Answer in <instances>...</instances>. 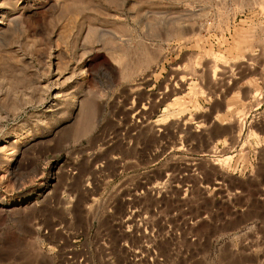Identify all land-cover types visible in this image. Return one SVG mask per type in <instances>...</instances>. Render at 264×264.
Masks as SVG:
<instances>
[{"label":"rangeland","instance_id":"rangeland-1","mask_svg":"<svg viewBox=\"0 0 264 264\" xmlns=\"http://www.w3.org/2000/svg\"><path fill=\"white\" fill-rule=\"evenodd\" d=\"M263 6L264 0H0V162L15 153L0 171V264H260L264 250L260 260L240 254L234 235L264 222ZM211 58L217 69L209 70ZM221 61L230 63L228 71ZM177 99L187 104L172 107ZM211 143L216 155L209 154ZM227 158L226 167L214 163ZM28 194L34 196L22 201ZM141 216L143 230L134 222ZM248 233L264 236V228Z\"/></svg>","mask_w":264,"mask_h":264},{"label":"bare ground","instance_id":"bare-ground-1","mask_svg":"<svg viewBox=\"0 0 264 264\" xmlns=\"http://www.w3.org/2000/svg\"><path fill=\"white\" fill-rule=\"evenodd\" d=\"M260 6H261V5H260ZM263 7H264V6H263ZM260 8H261V7H260ZM263 10H264V9H262L261 13L264 12ZM259 13H260V12H259ZM260 15H261V14H260ZM183 16H184V15H183ZM262 16H264V15H262ZM257 18H258V17H257ZM253 19H254V18H253ZM255 20H256V19H255ZM172 21H173V20H172ZM228 21H229V19H228ZM248 21H249V20H248ZM248 21H247V22H248ZM250 21H251V19H250ZM260 24H261V23H260ZM247 25H248V24H247ZM160 26H161V25H160ZM228 26H229V25H228ZM228 26H227V27H228ZM253 26H254V25H253ZM186 27H187V26H186ZM228 28H229V27H228ZM251 28H252V26H251ZM258 28L260 29L261 26L258 27ZM262 28H263V27H262ZM168 29H169V28H168ZM178 29H179V28H178ZM218 29H219V28H218ZM247 29H250V28H247ZM255 29H257V28H255ZM191 30H192V29H191ZM195 30H196V29H195ZM251 30H252V29H251ZM261 30H264V29H261ZM179 31H180V30H179ZM184 31H185V30H184ZM184 31H183V32H184ZM230 31H231V30H230ZM175 32H176V31H175ZM180 32H181V31H180ZM160 33H161V32H160ZM177 33H179V32H177ZM192 33H193V32H192ZM256 33H258V32H256ZM171 34H172V33H171ZM196 34H197V33H196ZM260 34H261V33H260ZM260 34H259V35H260ZM173 35H175V34H173ZM181 35H182V34H181ZM188 36H189V35H188ZM191 36H192V35H191ZM191 36H190V37H191ZM220 36H221V34H220ZM239 36H242V35H239ZM158 37H159V36H158ZM169 37H170V36H169ZM244 37H245V36H244ZM250 37H251V36H250ZM149 38H150V37H149ZM162 38H163V36H162ZM252 38H253V37H252ZM257 38H258V37H257ZM263 38H264V36H263ZM150 39H151V38H150ZM167 39H168V37H167ZM170 39H171V38H170ZM186 39H187V36H186L185 39H184V37H183V39H181V40L184 41V40H186ZM188 39H189V37H188ZM163 40H164V38H163ZM250 40H251V39H250ZM250 40H249V41H250ZM179 41H180V40H179ZM190 41H191V38H190ZM190 41H187V42H190ZM240 41H241V40H240ZM257 41L260 42L259 39H258ZM257 41H256V43H258ZM262 41H263V40H262ZM174 42H175V41H174ZM246 42H247V41H246ZM166 43H167V42H166ZM172 43H173V42H172ZM181 43H183V42L181 41ZM235 43H236V45H237V42H235ZM244 43H245V41H244ZM247 43H248V42H247ZM247 43H246V44H247ZM249 43H250V42H249ZM260 43L263 44L264 42H263V43L260 42ZM261 44H260V45H261ZM180 45H181V44H180ZM180 45H179V46H180ZM179 46H178V47H179ZM181 46H182V45H181ZM258 46H259V45H258ZM262 46H263V45H262ZM213 47H214V45H213ZM220 47H221V45H220ZM241 47H242V46H241ZM248 47H249V46H248ZM249 48H250V47H249ZM176 49H177V47H176ZM243 49H244V47H243ZM247 49H248V48H247ZM250 49L252 50V48H250ZM220 50H221V49H220ZM260 50H261V49H260ZM171 51H172V50H171ZM173 51H174V50H173ZM188 51H189V50H188ZM207 51H208V50H207ZM240 51H242L241 48H240ZM244 51H245V50H244ZM252 51H253V50H252ZM258 51H259V50H258ZM261 51H263V50H261ZM194 52H195V51H194ZM246 52H247V51H246ZM246 52H245V54H248V53H246ZM186 53H187V52H186ZM189 54H190V53H189ZM193 54H195V53H193ZM212 54H213V53H212V51H211V55H212ZM259 54H260V53H259ZM262 54H263V53H261V55H260L261 57H262ZM184 55H185V54H184ZM184 55H183V56H184ZM187 55H188V53H187ZM191 55H192V54H191ZM203 55H204V54H203ZM213 55H214V54H213ZM217 55H218V53H217ZM224 55H225V54H224ZM248 55H249V54H248ZM252 55H254V54L252 53ZM195 56H196V54L194 55V57H195ZM220 56H221V54H220ZM242 56H243V55H242ZM242 56H241V57H242ZM246 56H247V55H246ZM184 57H185V56H184ZM184 57H183V59H184ZM203 57H205V55H204ZM236 57H237V56H236ZM249 57H250V55H249ZM251 57H252V56H251ZM186 58H187V57H186ZM200 58H201V57H200ZM206 58H207V57H206ZM245 58H246V57H245ZM189 59L192 60L191 57H190ZM217 59H218V58H216V60H217ZM219 59H220V58H219ZM239 59H241V58H239ZM256 59H257V58H256ZM256 59H255V60H256ZM160 60H161V59H160ZM187 60H188V59H187ZM199 60H200V59H199ZM199 60H198V61H199ZM211 60L213 61V63H211V62L209 61V62L211 63V65L209 64V65H210L209 67H208V65H207V67L209 68V70H210V67L214 68V67L216 66V65H214V67H213V65H212V64H215V63H216V62L214 63V60H215V59H212V58H211ZM220 60H223V61H224L223 57H222V59H220ZM244 60H246V59H244ZM253 60H254V59H253ZM257 60H259V59H257ZM206 61H207V60H206ZM239 61H240V60H239ZM241 61H242V60H241ZM181 62H182V61H181ZM185 62H186V61H185ZM187 62H188V61H187ZM189 62L191 63L192 61H189ZM221 62H222V61H221ZM261 62H262V61H261ZM219 63H220V62H219ZM222 63H223L222 65H225V64H226V66H225V67H226V71H228L227 68L229 69L230 63H229V64H227L228 62H226V63H225V62H222ZM245 63H246V62H245ZM245 63H244V64H245ZM254 63H256V62H254ZM258 63H259V62H258ZM179 64H180V62H179ZM192 64H193V62H192ZM192 64H191V65H192ZM202 64H206V63L201 62V65H202ZM244 64H243V65H244ZM247 64H248V63H247ZM252 64H253V63H252ZM252 64H251V66H252ZM176 65H177V64H176ZM189 65H190V64L188 63L186 66L191 67V66H189ZM220 65H221V64L217 65V67H219ZM227 65H228V66H227ZM231 65H232V64H231ZM239 65H240V64H239ZM243 65H242V66H243ZM254 65H255V64H254ZM254 65H253V66H254ZM261 65H262V64H261ZM205 66H206V65H205ZM253 66H252V67H253ZM173 67H174V66H173ZM178 67H179V65H178ZM188 67H187V68H188ZM193 67H194V64H193ZM203 67H204V66H203ZM207 67H206L205 69H207ZM232 67H234V65H232ZM232 67H231V68H232ZM238 67H239V66H238ZM240 67H241V66H240ZM175 68H176V67H175ZM194 68H196V67H194ZM200 68H201V67H200ZM200 68H199V69H200ZM212 68H211V71H212ZM215 68H216V67H215ZM219 68H220V67H219ZM231 68H230V69H231ZM234 68H235V67H234ZM248 68H249V67H248ZM248 68H247V70H250V69H248ZM154 69H155V68H154ZM172 69H173V68H172ZM181 69H182V68H181ZM181 69H180V70H181ZM216 69H217V68H216ZM216 69H215V71H216ZM223 69H225V68L223 67ZM232 69H233V68H232ZM232 69H231V70H232ZM235 69H236V71H237V69H239V68H235ZM235 69H234L233 73L235 72ZM252 69H253V68H252ZM260 69H263V71H264V68H260ZM174 70H175V69H174ZM176 70H177V68H176ZM182 70H184V69H182ZM185 70H186V68H185ZM192 70H193V69H192ZM207 70H208V69H207ZM213 70H214V69H213ZM218 70H219V72H220V69H218ZM221 70H222V66H221ZM239 70H240V69H239ZM255 70H256V69H255ZM211 71H210V72H211ZM215 71H214V72H215ZM229 71H230V70H229ZM243 71L246 72L245 70H243ZM250 71H251V70H250ZM250 71H248V72H250ZM263 71H262L261 73H263ZM201 72H202V70H201ZM201 72H200V73H201ZM204 72H205V71H204ZM210 72H209V73H210ZM221 72L224 73L223 71H221ZM221 72H220V73H221ZM239 72H240V71H239ZM244 72H242V73H244ZM258 72L260 73V71H258ZM148 73H149V72H148ZM170 73H171V72H170ZM174 73H176V72H174ZM183 73H184V72H183ZM186 73H187V72H186ZM189 73H190V72H189ZM211 73H212V72H211ZM215 73H216V72H215ZM225 73H226V72H225ZM231 73H232V72H231ZM231 73H230V77L232 78L234 75L232 76ZM253 73H254V72H253ZM150 74H151V73H150ZM191 74H192V72H191ZM205 74H206V73H205ZM239 74H240V75H239L240 77H244V76L241 75V73H239ZM245 74H246V73H245ZM245 74H244V75H245ZM251 74H252V73H251ZM257 74H258V73H257ZM174 75H176V74H174ZM177 75H178V74H177ZM186 75H187V74H186ZM186 75H185V76H186ZM201 75H202V74H201ZM203 75H204V74H203ZM206 75H207V74H206ZM210 75H211V74H210ZM217 75H218V74H217ZM217 75H216V76H217ZM226 75H227V78H229V72H227ZM226 75H225V76H226ZM235 75H236V73H235ZM249 75H250V73H249ZM249 75H248V76H249ZM258 75H260V74H258ZM208 76H209V75H208ZM211 76H212V75H211ZM218 76H219V75H218ZM220 76H221V74H220ZM222 76H223V75H222ZM237 76H238V75H237ZM239 76H238V77H239ZM147 77H148V76H147ZM165 77H166V76H165ZM181 77H182V76H181ZM202 77H203V76H202ZM258 77H259V76H258ZM260 77H262V75H261ZM172 78H173V77H172ZM174 78H176V77L174 76ZM179 78H180V77H179ZM200 78H201V77H200ZM204 78H205V77H204ZM204 78H202L203 81H204ZM216 78H217V77H216ZM219 78H221V77H219ZM227 78H226V79H227ZM236 78H237V77H236ZM250 78H251V77H250ZM169 79H171V77H169ZM176 79H177V78H176ZM186 79H187V78H186ZM190 79H191V78H189V80H190ZM202 79H201V80H202ZM226 79H225V80H226ZM229 79H230V78H229ZM243 79H244V78H243ZM246 79H247V78H246ZM165 80H166V79H165ZM165 80L162 81L163 84H164ZM167 80H168V79H167ZM173 80H175V79H173ZM177 80H178V79H177ZM177 80H175V81H177ZM221 80H222V78H221ZM223 80H224V76H223ZM225 80H224V81H225ZM234 80H235V79H234ZM239 80H240V79H239ZM180 81H181V80H180ZM198 81H199V79H198ZM208 81H209V80H208ZM236 81H237V80H236ZM166 82H167V81H166ZM166 82H165V83H166ZM169 82H170V81H169ZM185 82H187V80H185ZM217 82H218V81H217ZM229 82H230V81H228V83H229ZM238 82H239V81H238ZM176 83H177V82H176ZM178 83H179V81H178ZM178 83H177V84H178ZM183 83H184V82H183ZM218 83H219V82H218ZM218 83H217V84H218ZM246 83H247V81H246ZM163 84H162V86H163ZM171 84H172V83H171ZM171 84H169V85H171ZM184 84H185V83H184ZM184 84H183V86H185ZM195 84H196V83H195ZM221 84H222V83H221ZM221 84L219 83V85H221ZM224 84H225V83H224ZM229 84H230V83H229ZM238 84H239V83H238ZM238 84H236V86H237ZM247 84H248V83H247ZM146 85H147V84H146ZM180 85L182 86V84H180ZM199 85H200V84H199ZM202 85H204V84H202ZM205 85H206V84H205ZM205 85H204V86H205ZM207 85H208V84H207ZM207 85H206V87L208 88ZM210 85H212V84H210ZM214 85H215V84H214ZM214 85H213V87H214ZM219 85H218V86H219ZM226 85H228V84H226ZM230 85L232 86V84H230ZM159 86H160V85H159ZM181 86H180V87H181ZM195 86H196V85H195ZM221 86H222V85H221ZM224 86H225V85H224ZM233 86L235 87V84H234ZM249 86H250V85H249ZM253 86H256V85H253ZM262 86L264 87V84H263ZM137 87H138V86H137ZM166 87H167V86H166ZM168 87H169V86H168ZM172 87L174 88L173 84H172ZM177 87H179V86H177ZM180 87H179V88H180ZM206 87H205V88H206ZM219 87H220V86H219ZM237 87H238V86H237ZM237 87H235V88H237ZM247 87H248V85H247ZM247 87H246V88H247ZM169 88H171V87H169ZM195 88H196V87H195ZM195 88H194V89H195ZM200 88H201V86L198 87V89H200ZM203 88H204V87H203ZM203 88H202V90H203ZM235 88H234V89H235ZM132 89H133V88H132ZM165 89H166V88H164L163 91H165ZM174 89H176V88H174ZM174 89H173V91H174ZM181 89H182L181 91H184L183 89H185V88H184V87H183V88L181 87ZM198 89H195V91L198 90ZM211 89H213V88H211ZM211 89H210V90H211ZM215 89H216V85H215ZM240 89H242V88L240 87ZM247 89H248V88H247ZM256 89H257V87H256ZM260 89H261V88H260ZM263 89H264V88H263ZM160 90H161V89H160ZM160 90H159V91H160ZM169 90H170V89H169ZM177 90H178V89H177ZM188 90H189V89H188ZM200 90H201V89H200ZM200 90H199V91H200ZM204 90H205V89H204ZM206 90H207V89H206ZM229 90H230V89H229ZM249 90H251V89H249ZM133 91H134V90H133ZM163 91H162V92H163ZM171 91H172V89H171ZM175 91H176V90H175ZM179 91H180V89H179ZM179 91H178L177 93H179ZM192 91H193V90H192ZM192 91H188V92H192ZM214 91H215V90H214ZM214 91H213V94H214ZM242 91H243V95H244V94L246 95V92L244 93V91H246V90H242ZM259 91H260V90H259ZM259 91H256L257 96L259 95V94L257 93V92H259ZM261 91H262V90H261ZM196 92H197V91H196ZM200 92H201V91H200ZM200 92H199V93H200ZM203 92H204V91H202L201 93H203ZM205 92H207V91H205ZM262 92H263V91H262ZM131 93H132V91H131ZM160 93H161V91H160ZM160 93H159V94H160ZM164 93H165V92H164ZM164 93H163V94H164ZM173 93H174V92H173ZM184 93H185V92H184ZM207 93H208V92H207ZM207 93H206V94H207ZM227 93H229V96H230V91L227 92ZM248 93H249V92H248ZM250 93H251V91H250ZM250 93L247 94V95H248V96L251 95ZM171 94H172V93H171ZM171 94H168V95H166V96L168 97V96H170ZM191 94H192V93H191ZM197 94H198V93H197ZM218 94H219V93H218ZM238 94H239V93H238ZM240 94H242V93H240ZM260 94H261V93H260ZM262 94H264V92H263ZM262 94H261V96H262ZM161 95H162V93H161ZM161 95H160V96L158 95V96L161 97ZM174 95H175V94H174ZM179 95H180V93H179ZM179 95L177 94V96H179ZM183 95H184V94H183ZM194 95H195V94H194ZM202 95H203V94H202ZM210 95H211V92H210ZM221 95H222V94H221ZM224 95H225V92H224ZM227 95H228V94H227ZM162 96H163V95H162ZM198 96H199V95H198ZM217 96H218V95H217ZM225 96H226V95H225ZM225 96H223L222 98L224 99ZM253 96H254V97L256 96L254 92H253ZM261 96L258 97V98H254V99H258V103H259V102H262V101H260V100H263L264 98L260 99ZM263 96H264V95H263ZM159 97H158V100L160 101ZM163 97H164V96H163ZM163 97H162V98H163ZM172 97H173V96H172ZM174 97H175V96H174ZM181 97H182V96H181ZM191 97H192V95H191ZM193 97H194V96H193ZM201 97H202V96H201ZM208 97H209V96H208ZM208 97H207V98H208ZM214 97H215V94H214ZM237 97H239V96H237ZM156 98H157V97H156ZM252 98H253V97H252ZM149 99H150V98H149ZM153 99H154V98H153ZM172 99H173V98H172ZM200 99H201V98H200ZM204 99H206V98H204ZM216 99H217V97H216ZM216 99H215V101H216ZM218 99H219L218 101L223 100V99H221V98H218ZM220 99H221V100H220ZM236 99H238V98H236ZM240 99H241V97H240ZM259 99H260V100H259ZM173 100H174V99H173ZM190 100H191V99H190ZM194 100H195V99H194ZM213 100H214V99H213ZM241 100H242V99H241ZM252 100H253V99H252ZM152 101H153V100H152ZM154 101H155V100H154ZM174 101H175V100H174ZM211 101H212V100H211ZM224 101H225V100H223V102H224ZM250 101H251V100H250ZM254 101H256V100H254ZM254 101H252V102H254ZM155 102H156V101H155ZM163 102H164V101H163ZM209 102H210V100H209ZM252 102H250V103H252ZM263 102H264V100H263ZM150 103H151V102H150ZM157 103H158V102H157ZM157 103H156V105H157ZM214 103H215V104H213V105L216 106V102H214ZM221 103H222V102H221ZM255 103H257V102H255ZM258 103H257V104H258ZM153 104H154V102H153ZM153 104H151L152 108H153ZM185 104H187V103H185V101H182L181 99H177V101L175 102V104H173L172 107H174V105H175V106H178V107H181V108H182V107L185 106ZM188 104H189V102H188ZM209 104H210V103H209ZM260 104H261V103H260ZM260 104H258V105H260ZM147 105H148V104H147ZM154 105H155V104H154ZM194 105H195V104H194ZM245 105H246V104H245ZM253 105H254V104H253ZM148 106H150V105H148ZM195 106H196V105H195ZM211 106H212V105H210V109H209V110H211V111H208V112H211V114H212V113H213V107H214V106H213L212 108H211ZM246 106H247V105H246ZM249 106H250V105H249ZM249 106H248V107H249ZM254 106H256V104H255ZM254 106H253L252 108H254ZM170 107H171V106H170ZM233 107H234V106H233ZM248 107H247V108H248ZM257 107H258V106H257ZM166 108H167V107H166ZM214 108H215V107H214ZM217 108L220 109V108H219V105L217 106ZM231 108H232V107H231ZM231 108H229V110H232ZM239 108H240V107H239ZM255 108H256V107H255ZM255 108H254V109H255ZM142 109H143V108L141 107V110H142ZM158 109H159V108H158ZM199 109H200V108H199ZM215 109H216V108H215ZM237 109H238V108H237ZM248 109H249V108H248ZM143 110H144V109H143ZM148 110H149V108H148ZM178 110H179V109H178ZM188 110H189V109H188ZM197 110H198V109H197ZM207 110H208V109L206 108V111H207ZM220 110H221V109H220ZM139 111H140V110H139ZM144 111H145L146 113H148V112H147V109H145ZM144 111H143V112H144ZM189 111H190V110H189ZM223 111H224V107H223ZM225 111H226V109H225ZM237 111H238V110H237ZM240 111H241V110H240ZM243 111H244V109H243ZM245 111H246V110H245ZM249 111H250V110H249ZM263 111H264V110H263ZM145 112H144V113H145ZM150 112H151V111H150ZM199 112H200V111H199ZM201 112H204V111H201ZM208 112H207V113H208ZM214 112H216V110H215ZM219 112H221V111H219ZM169 113H170V112H169ZM196 113H197V112H196ZM204 113H206V112H204ZM204 113H203V114H204ZM235 113H236V112H235ZM245 113H246V112H245ZM250 113H251V112H250ZM141 114H143L142 111H141ZM150 114H152V113H150ZM186 114H187V113H186ZM186 114H185V115H186ZM201 114H202V113H201ZM208 114H209V113H208ZM233 114H234V113H233ZM248 114H249V113H248ZM263 114H264V113H263ZM243 115H244V114H243ZM143 116H144V117H143ZM143 116H141V117H143V119L145 120V117H146V116H145V115H143ZM150 116H151V115H150ZM164 116H165V115H164ZM191 116L193 117L194 115H191ZM202 116H204V115H202ZM214 116H215V115H214ZM233 116H234V115H233ZM236 116H237V115L234 116V119H235ZM136 117H138V113H137V116H136ZM148 117H149V116H148ZM170 117H171V116H170ZM194 117H195V120L198 119V118H196V116H194ZM199 117H200V116H199ZM204 117H206V116H204ZM208 117H209V116H208ZM243 117H244V116H243ZM252 117H253V115H252ZM261 117H262V115H261ZM261 117H258V118L260 119ZM263 117H264V116H263ZM133 118H134V117H133ZM166 118H167V117H166ZM187 118H188V117H187ZM220 118H221V117H220ZM230 118H231V117H230ZM255 118H257V117H255ZM134 119H135V118H134ZM141 119H142V118H141ZM143 119H142V121L144 122ZM151 119H152V118H151ZM174 119H175V118H174ZM192 119H193V118H192ZM192 119H191V120H192ZM202 119H203V118H202ZM202 119H201V120H202ZM228 119H229V118H228ZM231 119H232V118H231ZM234 119H232V121H233ZM236 119H237V118H236ZM239 119H240V118H239ZM239 119H238V120H239ZM250 119H252V118H250ZM179 120H180V119H179ZM188 120H190V119H188ZM195 120H194V121H195ZM210 120H211V118H210ZM242 120H243V119H242ZM242 120H239V122H238V126H237L238 129L241 130V131L243 130V126L245 125V124L242 122ZM261 120H262V119H261ZM142 121H140V122H142ZM147 121H148V120H147ZM176 121H177V120H176ZM183 121H184V118H183V120H181V122H183ZM205 121H206V120H205ZM205 121H202V123L205 122ZM207 121H208V120H207ZM211 121H212V120H211ZM211 121H209V122H211ZM136 122H137V121H136ZM143 122H142V123H143ZM154 122H155V121H154ZM166 122H167V121H166ZM178 122H179V121H178ZM199 122H200V121H199ZM244 122H245V121H244ZM255 122H256V120H255ZM145 123H147L146 120H145ZM145 123L143 124L144 126L146 125ZM150 123H151V122H150ZM170 123H171V122H170ZM170 123H169V125H170ZM188 123H189V122H188ZM188 123H187V125H188ZM194 123H195V122H194ZM214 123H215V122H214ZM217 123H218V122H217ZM224 123H225V122H224ZM230 123H231V122H230ZM233 123H234V121H233ZM250 123H251V121H250ZM133 124H134V123H133ZM138 124H139V123H138ZM171 124H174V123H173V119H172V123H171ZM176 124H177V123H176ZM182 124H183V123H182ZM192 124H193V123H192ZM200 124H201V123H200ZM206 124H207V123H206ZM215 124H216V123H215ZM235 124H236V123H235ZM235 124H234V125H235ZM246 124H247V123H246ZM135 125H136V124H135ZM140 125H142V124H140ZM147 125H148V123H147ZM169 125H168V126H169ZM184 125H185V122H184ZM184 125H183V126H184ZM190 125H191V124L189 123V126H190ZM201 125H202V124H201ZM201 125H200V126H201ZM209 125H210V124H209ZM209 125H208V126H209ZM212 125H213V124H212ZM218 125H219V124H218ZM220 125H221V124H220ZM236 125H237V124H236ZM151 126H152V125H151ZM153 126H154V129H155V125H153ZM160 126H161V125H160ZM164 126H165V125H164ZM175 126H176V125H175ZM192 126H193V125H192ZM195 126H196V125H195ZM195 126H194V127H195ZM202 126H203V125H202ZM202 126H201V127H202ZM222 126L224 127V125H222ZM250 126L253 127L254 125H250ZM262 126H263V125H262ZM133 127H134V126H133ZM140 127L143 129L142 126H140ZM146 127H147V126H146ZM149 127H150V125H149ZM156 127H157V125H156ZM185 127H186V126H185ZM196 127H197V126H196ZM205 127H206V125H205ZM213 127H214V126H213ZM219 127H220V126H219ZM237 127H236V128H237ZM254 127H255V126H254ZM131 128H132V127H131ZM134 128H135V127H134ZM134 128H133V130H134ZM159 128H160V127H159ZM170 128H171V126H170ZM181 128H183V127H181ZM186 128H187V127H186ZM186 128H185V129H186ZM199 128H200V127H199ZM202 128H203V127H202ZM216 128H217V127H216ZM225 128H226V126H225ZM236 128L234 127V129H236ZM249 128H250V127H249ZM144 129H145V128H144ZM144 129H143L142 131L145 132V130H146L147 128H146L145 130H144ZM149 129H150V128H149ZM151 129H152V127H151ZM151 129H150V130H151ZM166 129H168V128L166 127ZM173 129H174V127H173ZM187 129H188V128H187ZM193 129H194V128H193ZM196 129H197V128H196ZM214 129H215V128H214ZM214 129H213V130H214ZM230 129H231V128H230ZM230 129H229V130H230ZM254 129H255V128H254ZM133 130H132V131H133ZM156 130H157V129H156ZM156 130H154V132H155ZM171 130H172V129H171ZM174 130H175V129H174ZM177 130H178V129H177ZM194 130H195V129H194ZM201 130H203V129H201ZM201 130H200V133L198 132L199 134H201ZM206 130H207V129H206ZM208 130H209V129H208ZM220 130H221V129H220ZM232 130H233V129H232ZM246 130H247V129H246ZM140 131H141V129H140L138 132H140ZM151 131H152V130H151ZM151 131H150V133H148V134H150V136H148V137H151V136H152V135H151ZM157 131H158V130H157ZM157 131H156L155 133H157ZM162 131H163V130H162ZM172 131H173V130H172ZM185 131H186V130H185ZM189 131H190V129H189ZM203 131H204V130H203ZM203 131H202V132H203ZM214 131H215V130H214ZM221 131H222V130H221ZM224 131H225V130H224ZM227 131H228V130H227ZM250 131H252V130H249V132H250ZM130 132H131V131H130ZM168 132H169V131H168ZM204 132H205V131H204ZM208 132H209V131H208ZM212 132H213V131H212ZM222 132H223V131H222ZM229 132L231 133L232 131L230 130ZM140 133H141V132H140ZM140 133H139V135L142 134V133H141V134H140ZM158 133H159V132H158ZM158 133H157V134H158ZM161 133H162V132H161ZM163 133H164V132H163ZM165 133H166V130H165ZM179 133H180V132H179ZM189 133H190V132H188V134H189ZM192 133H193V132H192ZM194 133H197V132L194 131ZM194 133H193V134H194ZM217 133H218V132H217ZM225 133H226V132H225ZM235 133H236V132H235ZM247 133H248V132H247ZM247 133H246V134H247ZM250 133H251V132H250ZM254 133H256V132L253 131V134H254ZM144 134H145V133H144ZM144 134H143L142 136H144ZM152 134H154V133H152ZM172 134H173V133H172ZM172 134H170V135H172ZM204 134H205V133H204ZM206 134H207V133H206ZM221 134H223V133H221ZM221 134H220L219 136H221ZM236 134H237V133H236ZM248 134H249V133H248ZM251 134H252V133H251ZM155 135H156V134H155ZM161 135H162V134H161ZM163 135H164V134H163ZM181 135H182V134H181ZM215 135H216V134H215ZM134 136H135V135H134ZM136 136H137V135H136ZM145 136L147 137L146 134H145ZM153 136H154V135H153ZM158 136H159V135H157V137H158ZM192 136H193V135H192ZM192 136H191V138H192ZM197 136H199V135L197 134ZM201 136H202V135H201ZM207 136H208V135H207ZM217 136H218V135H217ZM217 136H216V137H217ZM223 136H224V135H223ZM227 136H228V135H227ZM237 136H238V135H237ZM246 136H247V135H245V137H246ZM248 136H249V135H248ZM256 136H257V135H256ZM146 137H144V139H146ZM148 137H147V138H148ZM160 137H161V136H160ZM162 137H163V136H162ZM182 137H183V136H182ZM203 137H204V135H203ZM203 137H202V138H203ZM212 137H213V136H212ZM212 137H211V140H212V139L214 140V139L216 138V137H214V138H212ZM230 137L232 138V136H230ZM230 137L228 136V138H230ZM243 137H244V136H243ZM243 137H242V138H243ZM252 137H253V136H252ZM257 137H258V136H257ZM152 138H155V136L152 137ZM172 138H173V137H172ZM189 138H190V137H189ZM194 138H195V136H194ZM204 138H206V137H204ZM204 138L201 139V140L204 141ZM226 138H227V137H226ZM239 138H240V137H239ZM242 138H241V140H242ZM133 139H134V138H133ZM150 139H151V138H150ZM159 139H160V138H159ZM167 139H168V138H167ZM219 139H220V138H219ZM236 139H238V138H236ZM247 139H248V138H247ZM154 140H155V139H154ZM170 140H171V139H170ZM173 140H174V139H173ZM186 140H187V139H186ZM189 140H190V139H189ZM211 140H208V141L211 142ZM220 140H221V139H220ZM244 140H246V139H244ZM248 140H249V139H248ZM248 140H247V141H248ZM253 140H254V139H253ZM140 141H141V139H140ZM183 141H184V140H183ZM198 141H199V140H198ZM205 141H206V139H205ZM217 141H218V139H217ZM129 142H130V141H129ZM133 142H134V140H133ZM137 142H138V141H137ZM137 142H136V143H137ZM186 142H187V141H186ZM186 142H185V143H186ZM189 142H190V141H189ZM193 142H194V141H193ZM215 142H216V141H215ZM139 143H140V142H139ZM181 143H182V142H181ZM207 143H208V142H207ZM207 143H206L205 145H207ZM212 143H213V142H212ZM212 143H211V145H212ZM229 143H233V142H229ZM234 143H236L235 140H234ZM234 143H233V144H234ZM246 143H247V142H246ZM246 143H244V144H246ZM143 144H144V143H143ZM147 144H149V143H147ZM179 144H180V143H179ZM188 144H189V143H188ZM202 144H203V143H202ZM208 144H209V143H208ZM216 144H217V143H215L214 146H216ZM233 144L231 145L232 147H233ZM241 144H242V143H240V145H241ZM244 144H243V145H244ZM248 144H249V141H248ZM248 144H247V145H248ZM130 145H131V144H130ZM228 145H229V144H228ZM235 145H236V144H235ZM254 145H255V144H254ZM131 146L134 147V145H131ZM162 146H163V145H162ZM179 146H180V145H179ZM208 146H210V145H208ZM208 146H207V147H208ZM229 146H230V145H229ZM236 146H237V145H236ZM129 147H130V146H129ZM133 147H132V148H133ZM159 147H161V146H159ZM212 147H213V145L211 146V148L209 147L211 150L209 149L208 151H209V152H210V151H213L212 153L215 154L214 152H215L217 149L215 148L216 150H214V149H212ZM216 147H217V146H216ZM238 147H239V146H238ZM242 147L245 148V145L242 146ZM242 147H239V149H243ZM247 147H248V146H247ZM161 148H163V147H161ZM164 148H165V147H164ZM164 148H163V149H164ZM181 148L183 149L182 146H181ZM184 148H185V147H184ZM213 148H214V147H213ZM220 148H221V147H220ZM225 148H226V147H225ZM228 148H229V147L227 146V149H228ZM234 148H236V147H234ZM130 149H131V148H130ZM169 149H170V148H169ZM177 149H178V148H177ZM179 149H180V148H179ZM206 149H207V148H206ZM222 149H223V148H222ZM227 149H226L225 151H227ZM232 149H233V148H232ZM158 150H159V149H158ZM183 150H184V149H183ZM218 150H219V149H218ZM220 150H221V149H220ZM228 150L230 151V149H228ZM234 150H235V149H234ZM130 151H131V150H130ZM160 151H161V150H160ZM206 152H207V150H206ZM209 152H208V153H209ZM222 152H223V151H222ZM227 152H228V151H227ZM162 153H163V152H162ZM204 153H205V151H204ZM204 153H202V154H204ZM217 153L219 154L220 152H217ZM234 153H235V152H234ZM134 154H135V153H134ZM206 154H207V153H206ZM209 154H211V152H210ZM236 154H239V152L236 153ZM244 154H245V153H244ZM215 155H216V154H215ZM171 156H172V155H171ZM247 156H248V155H247ZM226 157H228V156H226ZM229 157H230V156H229ZM243 157H244V156H243ZM14 158H15V153H14V151L11 152L10 155H8V156L2 158V159H1L2 161L0 162V171H1L2 169H4V170H5L6 168L8 169V168L11 166L10 163H13V162L15 161ZM207 158H208V157H207ZM223 158L225 159L224 156H223ZM231 158H234V157H231ZM174 159H175V156H174ZM197 159H198V158H197ZM200 159H201V158H200ZM211 159H213V158H211ZM217 159H218V157H217ZM244 159H246V158H244ZM172 160H173V159H172ZM194 160H195V159H194ZM204 160H206V159H204ZM204 160H203V161H204ZM208 160H209V158H208ZM208 160H207V161H208ZM219 160H220V159H219ZM228 160H230V159L227 158L226 160H222V161H219V162H218V160H217L216 162H214L213 160H211V161H212V163H213V162L216 163V165H219V166L221 165V167H224V166H225V163H227ZM232 160H233V159H232ZM169 161H170V160H169ZM174 161H176V160H174ZM174 161H173V162H174ZM199 161H200V160H199ZM226 161H227V162H226ZM230 161H231V160H230ZM239 161H240V160H239ZM244 161H245V160H244ZM171 162H172V161H171ZM208 162H209V161H208ZM217 162H218V163H217ZM203 163H204V162H203ZM229 163H230V162H229ZM187 164H189V163H187ZM187 164H186V165H187ZM200 164H202V163H200ZM227 164H228V163H227ZM227 164H226V165H227ZM169 165H170V164H169ZM169 165L167 164V166H169ZM173 165H174V164H173ZM194 165H195V164H194ZM203 165H204V164H203ZM229 165H230V164H229ZM231 165H232V164H231ZM231 165H230V166H231ZM170 166H171V165H170ZM170 166H169V167H170ZM205 166H206V165H205ZM210 166H212V165H210ZM210 166L208 167V164H207V168H206V169H207V170L210 169ZM213 166H215V165L213 164ZM233 166H234V165H233ZM161 167H162V166H161ZM175 167H176V166H175ZM221 167H220V168H221ZM225 167H226V166H225ZM171 168H172V167H170V170H173V169H171ZM173 168H174V166H173ZM202 168H204V166H203ZM215 168H216V167H215ZM215 168H213V169L215 170ZM15 169H16V168H15ZM166 169H167V167H166ZM176 169H177V168H176ZM176 169H174V170H176ZM217 169H218V167H217ZM202 170H203V169H202ZM211 170H212V169H211ZM211 170H209V171H211ZM220 170H221V169H220ZM232 170H233V169H232ZM2 171H3V170H2ZM6 171H7V170H6ZM168 171H169V169H168ZM224 171H225V170H224ZM229 171H231V170H229ZM166 172H167V171H166ZM207 172H208V171H207ZM211 172H212V171H211ZM216 172H217V171H216ZM219 173L221 174V171H219ZM224 173H225V172H224ZM162 174H163V173H162ZM225 175H226V174H225ZM166 176H168V175L166 174ZM160 177H161V176H160ZM167 181H168V180H167ZM168 182H169V181H168ZM168 182H164L163 184H165V183L168 184ZM158 183H160V182H158ZM158 183H157V184H158ZM161 184H162V183H161ZM182 184H183V183H182ZM168 185H169V184H168ZM168 185H167V187H168ZM184 185H185V184H184ZM184 185H183V187H184ZM186 185H187V184H186ZM153 186H154V184H153ZM164 186H166V185H164ZM170 186H171V185H170ZM174 186H175V185H174ZM177 186H178V185H177ZM181 186H182V185H181ZM181 186H180V187H181ZM187 186H188V185H187ZM154 187H155V186H154ZM161 187H162V186H161ZM171 187H172V186H171ZM171 187H170V188H171ZM185 187H186V186H185ZM152 188H153V187H152ZM163 188H166V187H163ZM187 188H188V187H187ZM150 189H151V187H150ZM150 189H148V190L150 191ZM158 189H160V187H159ZM158 189H156V191H158ZM173 189H174V188H173ZM177 189H178V191L181 190V189L179 190V188H177ZM185 189H186V188H185ZM46 190H47V184H45V185L42 186V189H41L40 192H41V193H46ZM168 190H170V189L168 188ZM175 190H176V189H175ZM182 190H183V189H182ZM187 190H188V189H187ZM153 191H154V190H153ZM153 191H152V192H153ZM161 191H162V189H160V192H161ZM171 191H173V190H171ZM183 191H184V190H183ZM162 192H164V190H163ZM167 192H170V191H167ZM167 192H166V193H167ZM180 192H181V191H180ZM149 193H150V192H149ZM149 193H148V194H149ZM153 195H154V194H153ZM162 195H163V194H161V197H162ZM165 195H166V194H165ZM33 196H34V195H32V194H28L26 197H24V198L22 199V201H27V200L31 199ZM155 196H158V195H155ZM159 196H160V195H159ZM163 197H165V196L163 195ZM151 198H152V197H151ZM155 198H156V197H155ZM155 198L153 197V199H154L155 201H157V198H156V199H155ZM159 198H160V197H158V199H159ZM160 200H161V199H160ZM13 201H15V200L12 199V202H13ZM18 201H19V200H18ZM161 201H162V200H161ZM156 203H157V202H156ZM129 220H130V219H129ZM129 220H128V221H129ZM130 221H131V220H130ZM129 223H130V222H129ZM146 224H147V223H146ZM135 225H136V224H135ZM127 226L130 227L129 225H127ZM133 227H134V226H133ZM135 227H136V226H135ZM137 228H138V227H137ZM129 229H130V228H129ZM134 230L136 231V229H134ZM138 230H139V229H138ZM138 230H137V231H138ZM128 231H132V234L129 235V237H130V236L132 237V235H133V230H128ZM135 233H136V232H135ZM162 241H163V240H162ZM161 243H162V242H161ZM165 243H166V242H165ZM165 243H164V244H165ZM167 244H168V243H167ZM163 246H164V245H163ZM149 247H150V246H149ZM168 247H169V246H168ZM159 248H160V247H159ZM165 248H166V247H165ZM141 249H142V248H141ZM161 249H162V248H161ZM161 249H160V250H161ZM166 249H168V248H166ZM169 249H170V247H169ZM145 250H146V248H145ZM145 250H144V251H145ZM234 250H235V249H234ZM161 251H162V250H161ZM161 251H160V252H161ZM170 251H171V250H170ZM132 252H134V251H132ZM136 252H137V251H136ZM138 252H139V251H138ZM141 252H142V251H141ZM148 252H149V251H148ZM168 252H169V251H168ZM142 253H143V252H142ZM164 253H165V252H164ZM234 253H235V252H234ZM146 254H147V253H146ZM161 254H162V253H161ZM168 254H169V253H168ZM170 254H171V253H170ZM170 254H169V255H170ZM259 254H260V253H259ZM257 255H258V254H256V256H257ZM234 256H236V255L234 254ZM234 256H233V254H232V257H234ZM258 257H259V256H258ZM224 258H225V257H224ZM235 258H236V257H235ZM240 258H241V257H240ZM229 259H232V258L230 257ZM246 259H247V258H246ZM232 261H233V259H232ZM232 261H231V262H232ZM234 261H235V260H234ZM244 261H247V260H244ZM229 262H230V261H229ZM168 263H169V262H168ZM232 263H233V262H232ZM232 263H230V264H232ZM164 264H165V263H164ZM235 264H236V261H235ZM239 264H241V261H240Z\"/></svg>","mask_w":264,"mask_h":264},{"label":"built area","instance_id":"built-area-1","mask_svg":"<svg viewBox=\"0 0 264 264\" xmlns=\"http://www.w3.org/2000/svg\"><path fill=\"white\" fill-rule=\"evenodd\" d=\"M70 200H72L71 198H70ZM116 207V205L115 206H112L111 207V209H114ZM134 216V215H133ZM142 217V216H141ZM139 218L138 220H136L135 221V219H134V222L137 224V225H139L140 226V229H142L143 230V224H144V222H146V220H145V217L143 218ZM143 219V220H142ZM128 220H129V218H127V220H124V219H121V221L123 222V224H124V228H125V226H126V223H128ZM254 225H256V230H257V232H258V229L259 228H264V222L262 223H260V222H258L257 224L256 223H254V224H249L248 226H244V227H242L238 232H236L235 234L236 235H234V237H238V238H236L235 240H237L240 244H241V247H240V251H239V253L240 254H242L243 252H245V254L244 255H247V254H249V255H251V256H253V255H256V253H258V255H259V253H260V257H258L259 258V260L263 257V250H264V236H262V235H259V236H257V234L255 233V234H249L248 233V231H249V227H254ZM127 228V227H126ZM126 232V231H125ZM126 234H128V231L126 232ZM245 234V239H242L241 241H240V239H239V237L241 238V235L243 236ZM136 236H138L139 237V234H137ZM123 248H125V250L127 251V252H129V246L127 245V244H123ZM236 250V249H235ZM237 251V250H236ZM243 251V252H242ZM135 255L136 254H140V251L139 252H135L134 253ZM264 259L261 261V263L260 264H264Z\"/></svg>","mask_w":264,"mask_h":264}]
</instances>
